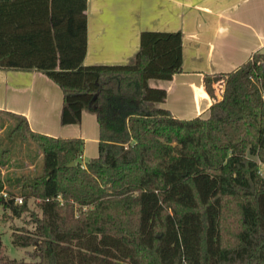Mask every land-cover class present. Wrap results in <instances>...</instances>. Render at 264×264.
Here are the masks:
<instances>
[{
    "label": "trees",
    "instance_id": "16d2710c",
    "mask_svg": "<svg viewBox=\"0 0 264 264\" xmlns=\"http://www.w3.org/2000/svg\"><path fill=\"white\" fill-rule=\"evenodd\" d=\"M86 3L0 0V69L56 83L62 125L83 110L99 125L98 155L83 161L82 138L0 110V191L22 197L2 210L36 208L32 229L11 233L28 259L0 264H264V53L204 73L209 115L181 119L148 81L183 71L182 32L142 31L128 63L84 65Z\"/></svg>",
    "mask_w": 264,
    "mask_h": 264
},
{
    "label": "crops",
    "instance_id": "0c3cea01",
    "mask_svg": "<svg viewBox=\"0 0 264 264\" xmlns=\"http://www.w3.org/2000/svg\"><path fill=\"white\" fill-rule=\"evenodd\" d=\"M85 13L84 65L128 63L142 31L182 32L183 71L148 81L167 91L156 106L181 119L208 117L204 73L229 72L264 53V0H87ZM62 106V90L42 72L0 69V110L24 116L33 132L82 138V160L96 157L95 114L83 110L80 123L62 125Z\"/></svg>",
    "mask_w": 264,
    "mask_h": 264
},
{
    "label": "rangeland",
    "instance_id": "374dc122",
    "mask_svg": "<svg viewBox=\"0 0 264 264\" xmlns=\"http://www.w3.org/2000/svg\"><path fill=\"white\" fill-rule=\"evenodd\" d=\"M213 88L215 89V93L217 95L220 94L221 87L219 85V82L215 83L213 85ZM37 164H40V161ZM11 170L13 171L17 170L19 172L21 171L19 169H14L13 167L11 168ZM27 170L34 171L35 167L28 166L22 169V171H27ZM5 171L6 169L2 170L3 173ZM28 203H29L28 210L24 212L22 216L19 218L12 215V213L9 211L4 212L2 210L0 212V257L2 258H10L16 260L28 259V254L29 252H31L32 248H22V247L14 246L11 242V233L16 228L32 229L33 227L31 223L30 212L32 210H36V208L32 200H30Z\"/></svg>",
    "mask_w": 264,
    "mask_h": 264
},
{
    "label": "built area",
    "instance_id": "2783aa9c",
    "mask_svg": "<svg viewBox=\"0 0 264 264\" xmlns=\"http://www.w3.org/2000/svg\"><path fill=\"white\" fill-rule=\"evenodd\" d=\"M57 198L60 199V196H57ZM10 199H13L14 203H22V197L12 196L4 189L0 191V212L2 211L4 203L9 201Z\"/></svg>",
    "mask_w": 264,
    "mask_h": 264
},
{
    "label": "water",
    "instance_id": "95a60500",
    "mask_svg": "<svg viewBox=\"0 0 264 264\" xmlns=\"http://www.w3.org/2000/svg\"><path fill=\"white\" fill-rule=\"evenodd\" d=\"M261 70H262V74L264 76V63H262V65H261ZM70 165H73V163H71Z\"/></svg>",
    "mask_w": 264,
    "mask_h": 264
}]
</instances>
